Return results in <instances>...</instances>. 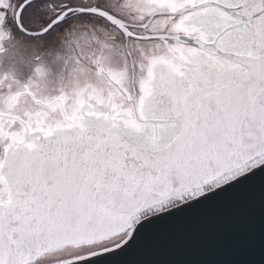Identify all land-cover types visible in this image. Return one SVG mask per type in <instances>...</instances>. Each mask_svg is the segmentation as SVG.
I'll use <instances>...</instances> for the list:
<instances>
[{
  "label": "snow or ice",
  "instance_id": "1",
  "mask_svg": "<svg viewBox=\"0 0 264 264\" xmlns=\"http://www.w3.org/2000/svg\"><path fill=\"white\" fill-rule=\"evenodd\" d=\"M0 264H264V0H0Z\"/></svg>",
  "mask_w": 264,
  "mask_h": 264
},
{
  "label": "water",
  "instance_id": "2",
  "mask_svg": "<svg viewBox=\"0 0 264 264\" xmlns=\"http://www.w3.org/2000/svg\"><path fill=\"white\" fill-rule=\"evenodd\" d=\"M256 230L259 229V209H256ZM232 225L226 221H214L209 230L201 236L190 240L176 242L154 254L142 257H131V259H159V260H223L233 258L228 254V233ZM241 258L259 261L261 253L259 246L250 256Z\"/></svg>",
  "mask_w": 264,
  "mask_h": 264
}]
</instances>
